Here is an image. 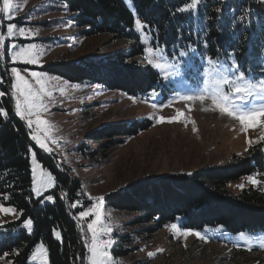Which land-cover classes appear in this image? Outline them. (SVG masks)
Here are the masks:
<instances>
[{
	"label": "trees",
	"instance_id": "1",
	"mask_svg": "<svg viewBox=\"0 0 264 264\" xmlns=\"http://www.w3.org/2000/svg\"><path fill=\"white\" fill-rule=\"evenodd\" d=\"M55 2L63 7L81 37L108 35L113 40L130 42L127 51L114 56L91 57L78 63L56 61L45 66L46 72L70 83L92 84L130 97L146 96L153 90L161 82L158 73L150 66H141L133 60L144 52V47L138 42L137 18L148 25L144 30L151 37V45L163 47L169 58L183 51L194 59L205 55L207 59H219L220 63L228 65L235 59L242 70L251 75L253 71L249 66L261 61L260 53L264 48L262 0H201L197 9L187 12H179L178 9L191 0ZM1 77L5 81L3 74ZM0 91L5 93L0 97V107L7 112L6 117L0 116V203L14 206L22 212L18 219L0 226V256L7 254L11 264H27L34 247L42 243L47 250L48 264H86L85 245L70 213L77 216L89 202L84 199L80 184L64 173L67 170L53 157L42 156L32 146L26 128L14 115L6 81L0 84ZM147 125L146 121L120 124L95 133L92 138L100 135L106 139L131 137L145 130ZM262 147L264 140L249 149L245 157L219 170L190 175L181 173L169 178L131 183L106 195L104 205L113 212L132 215L133 220L126 226L138 227L134 232L136 236H152L177 220L180 228L194 231L219 227L232 234L263 232ZM33 152L41 166L54 177L53 188L41 197H35L31 190L30 157ZM250 175L260 183L252 185L247 182L246 190L235 196L228 195V185ZM48 195L53 196L54 201L44 202ZM77 201L79 204L73 208L71 205ZM26 219L33 222L31 232L24 227ZM53 230L60 232L59 240ZM112 240L110 253L114 259L127 258L133 252L132 235L114 232ZM258 261L250 257L245 264H261Z\"/></svg>",
	"mask_w": 264,
	"mask_h": 264
},
{
	"label": "rangeland",
	"instance_id": "2",
	"mask_svg": "<svg viewBox=\"0 0 264 264\" xmlns=\"http://www.w3.org/2000/svg\"><path fill=\"white\" fill-rule=\"evenodd\" d=\"M0 1L2 8V0ZM16 5L17 10L11 13L13 19L9 20L0 13V33L6 34L7 24L11 22L29 30L32 35L16 36L8 40L6 45L35 44L43 50V55L35 65L13 63L6 55L4 59H0V80H3L1 77L3 74L11 96L10 69L17 67L25 76L31 71L43 73L59 88L65 89L63 94L57 89L53 90V103L49 104L47 113H42V118L55 126L53 136L59 141L58 144L49 142V147L52 148L50 154L44 152L30 139L26 121L15 115L14 99L13 111L15 117L26 128L32 146L42 156L53 157L59 166L68 171L64 173L68 174L70 180H76L80 184L83 197L89 202L82 210L100 202L97 198H104L131 183L169 178L181 173L219 170L245 157L249 149L262 141L260 138L264 136V129L255 127L244 132L238 121L222 116L218 112L202 110L209 106L210 101L204 105L195 102L190 105L189 111L186 102L175 100L177 94H188L203 86V69L208 66L205 55H199L196 59L187 54L183 57L179 54L171 55L169 58L161 47L163 56L178 67L175 70L176 74L167 79L163 73L154 69L161 81L153 89L157 93L154 99L150 95L153 90L146 96L130 97L92 84L70 83L56 74L46 72L45 66L56 61L78 63L91 57L114 56L116 53L127 51L130 42L113 40L108 35L81 37L78 29L69 21L63 7L55 0H14V6ZM142 35L146 36V39H141ZM138 40L144 48H155L151 45V37L147 30L138 32ZM260 54L261 61L249 66V70L253 71L252 75L249 74L255 80L264 78V48ZM133 60L141 66L148 65L144 60V52ZM170 100L174 102L169 107L156 109L151 107L153 103L164 105ZM177 109L185 114L181 122L159 124L156 122L154 117H172ZM140 121L148 122V127L134 136L106 139L100 135L92 138L95 133L113 129L120 124ZM193 121L197 129L195 132L192 130ZM249 140L253 141L251 145L247 143ZM262 152L264 153V147ZM30 162L32 180V155ZM36 163L37 176L39 177L41 172L50 173L54 186L52 173L43 168L37 160ZM247 182L246 179H240L235 184L228 185L226 187L228 195L235 196L246 190ZM242 183L244 185L242 188L237 187ZM52 188L43 191L39 196L32 192L35 197H41ZM44 202L50 201L44 199ZM101 212L105 223L113 228V233L132 235L133 239V252L127 258L113 259V264H245L250 257L264 264V248L260 247L264 241V231L242 232L245 239H241L240 233H226L219 227H204L196 230L206 237V240H201L193 235L185 238L173 232L170 226H164L152 236H136L134 232L139 228L126 226L133 220L132 215L107 209L104 199ZM74 217L82 231L84 245L86 242L90 243L91 234L88 232L87 223L92 217L84 220H81L78 214ZM15 218V215L0 213L2 222L0 226L12 222ZM175 224L179 227V220ZM112 234L104 238L112 239ZM40 244L42 243L34 247L32 253ZM157 249L163 251L157 252ZM148 252L156 254L149 257ZM235 253H244L247 256H238ZM88 255L86 248V264ZM8 258L6 255L5 259H0V264H7ZM27 264H43V261L40 258L33 260L30 255Z\"/></svg>",
	"mask_w": 264,
	"mask_h": 264
},
{
	"label": "snow or ice",
	"instance_id": "3",
	"mask_svg": "<svg viewBox=\"0 0 264 264\" xmlns=\"http://www.w3.org/2000/svg\"><path fill=\"white\" fill-rule=\"evenodd\" d=\"M264 2V0H262ZM201 0H191L182 8L178 9L179 12L193 11L197 9ZM18 5L14 6V0H2V8L0 13L7 19H13L11 13L17 10ZM220 11V9H217ZM135 27L137 31L146 29L148 25L143 23L140 19H136ZM32 35L29 30L24 27H18L15 23H8L6 27V34L0 33V59H4L8 55L13 63H23L35 65L39 63L40 57L43 55V50L39 49L35 44H27L24 46H17L16 44H7L8 40L16 36ZM146 39V36L141 37ZM7 47V52L5 48ZM181 57L186 55V52H180ZM144 60L151 68L163 73L165 79L169 76L176 74L175 70L178 67L173 64L169 59L163 56V49L159 46L145 47L144 48ZM207 67L203 69V86L197 91L190 92L188 94H177L176 101L186 102V106L199 102L204 105L210 101L208 107L203 108L204 111L218 112L222 116H227L239 122L241 130L247 132L249 128L260 127L264 129V78L260 80L253 79L250 74L242 70V66L237 63L235 59H232L231 63L227 66L221 64L219 59L213 60L208 58ZM10 89L11 98L15 101V115L20 117L21 120L26 121L27 128L30 130V139L46 153H51L52 148L49 147V142L52 144H58V139L54 138L53 131L55 126L51 124L47 119L42 118V113L49 111V104L53 103V90L57 89L63 94L64 88H59L56 84L46 78V75L36 71H31L28 76H25L18 70L17 67L10 69ZM30 77V78H29ZM5 81L0 80V84ZM78 87V86H73ZM5 93L0 91V97ZM154 99L157 96L155 90L150 94ZM134 99V98H130ZM173 100H170L168 104L157 105L153 103L151 107L156 109L158 107H169L173 104ZM0 116H7V112L3 107H0ZM185 114L183 111L177 109L176 114L172 117L166 118L164 116L154 117L156 122L173 123L181 122ZM193 132L197 131L194 121ZM35 126V127H33ZM261 140H264V136H261ZM249 145L253 141H247ZM258 143V141H257ZM247 150V149H246ZM32 152V148H29ZM32 191L36 195H41L43 191L53 187V179L50 173L41 172L39 177L37 176V163L35 153L32 154ZM190 175V173H189ZM247 181L252 185L260 183L254 176L250 175ZM243 183L237 185V187H243ZM62 199L65 197H61ZM7 199V198H5ZM47 201H54L53 196L48 195L44 197ZM98 203H94L90 208L81 210L78 216L81 220L87 217H92L90 222L87 223L88 232L91 234V242L85 244L88 250L87 264H113V257L109 251L114 241L109 237L113 233V228L105 223L102 216L101 207L103 198H97ZM79 201L73 203V208L77 207ZM0 213L5 215H15L18 219L22 214L14 206H5L0 203ZM2 223V222H0ZM24 227L29 232L32 231V220H24ZM170 228L176 234L182 235L187 238L189 235H193L201 240H206V237L199 231L190 229H182L173 223ZM53 234L60 239L61 234L58 231L53 230ZM240 238L245 239V234L240 233ZM261 248H264V241L260 244ZM163 251L157 249V252ZM19 254L18 252L16 253ZM155 252H148L149 257L154 256ZM7 254H5L6 256ZM5 256H0V259H5ZM40 258L43 264H47V250L43 244L37 246L36 250L31 254V259L35 260ZM7 264H11V261H7Z\"/></svg>",
	"mask_w": 264,
	"mask_h": 264
},
{
	"label": "water",
	"instance_id": "4",
	"mask_svg": "<svg viewBox=\"0 0 264 264\" xmlns=\"http://www.w3.org/2000/svg\"><path fill=\"white\" fill-rule=\"evenodd\" d=\"M70 217L71 219L73 220L74 224L76 225L77 229H78V232L80 233L81 237H82V231L79 229V223L78 221L76 220V218L74 217V215L72 213H70ZM82 242H84V239H82Z\"/></svg>",
	"mask_w": 264,
	"mask_h": 264
},
{
	"label": "bare ground",
	"instance_id": "5",
	"mask_svg": "<svg viewBox=\"0 0 264 264\" xmlns=\"http://www.w3.org/2000/svg\"><path fill=\"white\" fill-rule=\"evenodd\" d=\"M86 249V248H85Z\"/></svg>",
	"mask_w": 264,
	"mask_h": 264
}]
</instances>
